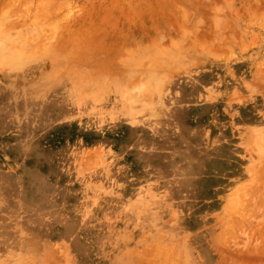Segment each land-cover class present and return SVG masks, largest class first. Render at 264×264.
<instances>
[{
	"label": "rangeland",
	"instance_id": "374dc122",
	"mask_svg": "<svg viewBox=\"0 0 264 264\" xmlns=\"http://www.w3.org/2000/svg\"><path fill=\"white\" fill-rule=\"evenodd\" d=\"M3 155L0 264H264V0H0Z\"/></svg>",
	"mask_w": 264,
	"mask_h": 264
},
{
	"label": "crops",
	"instance_id": "0c3cea01",
	"mask_svg": "<svg viewBox=\"0 0 264 264\" xmlns=\"http://www.w3.org/2000/svg\"><path fill=\"white\" fill-rule=\"evenodd\" d=\"M1 160L4 159V155L0 158ZM5 171V170H4Z\"/></svg>",
	"mask_w": 264,
	"mask_h": 264
}]
</instances>
